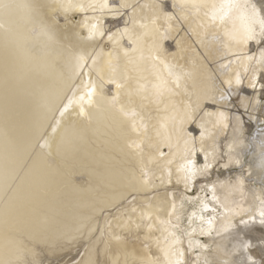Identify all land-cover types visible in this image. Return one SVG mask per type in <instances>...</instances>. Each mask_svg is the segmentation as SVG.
<instances>
[{
    "label": "bare ground",
    "instance_id": "bare-ground-1",
    "mask_svg": "<svg viewBox=\"0 0 264 264\" xmlns=\"http://www.w3.org/2000/svg\"><path fill=\"white\" fill-rule=\"evenodd\" d=\"M222 2L0 0V264H264V44Z\"/></svg>",
    "mask_w": 264,
    "mask_h": 264
},
{
    "label": "snow or ice",
    "instance_id": "snow-or-ice-1",
    "mask_svg": "<svg viewBox=\"0 0 264 264\" xmlns=\"http://www.w3.org/2000/svg\"><path fill=\"white\" fill-rule=\"evenodd\" d=\"M175 7V5H173ZM244 8V11L239 16L241 21V31H242V40L247 43L249 41H255L258 45L264 44V9L257 10L254 6L251 10L248 9V5H241L238 0H223L219 5V8L213 12V19L219 16L221 21H224L226 18L230 17L233 10H239ZM215 8V6H214ZM259 24L260 32L257 35L255 32V26ZM95 27V25H93ZM261 61L264 62V49L261 50ZM119 87V85H118ZM95 89H89L87 93L88 101L91 102L93 93ZM85 97L81 96L80 100L83 102ZM71 103V101L69 102ZM68 106H65L67 109ZM261 165L264 166V158H262ZM262 218H264V212H261ZM264 222V221H262ZM252 264H255L253 261Z\"/></svg>",
    "mask_w": 264,
    "mask_h": 264
},
{
    "label": "rangeland",
    "instance_id": "rangeland-1",
    "mask_svg": "<svg viewBox=\"0 0 264 264\" xmlns=\"http://www.w3.org/2000/svg\"><path fill=\"white\" fill-rule=\"evenodd\" d=\"M120 20H121V19H118V20L116 21V23L119 22ZM33 248H34L33 253H34V252H35V253L38 252L39 247H37V246L34 247V246H33ZM41 248H43V247H41ZM30 249H32V248H30ZM30 249H29L28 251H31ZM19 250H20V249H19ZM23 250H25V249H22V250L20 251V252H21L20 255L23 254V252H24ZM35 250H36V251H35ZM45 250H46V249H45ZM22 251H23V252H22ZM28 251H27L28 254H30V253L32 254V252H28ZM20 252H19V253H20ZM25 252H26V251H25ZM36 255H37V254H36ZM18 256H19V255H18ZM22 256H24V254H23ZM16 257H17V256H15V258H16ZM18 258H19V257H18ZM20 259H21V258H19V261H16V262H19V264H22L21 261H22L23 259H22V260H20ZM22 262H23V261H22Z\"/></svg>",
    "mask_w": 264,
    "mask_h": 264
}]
</instances>
